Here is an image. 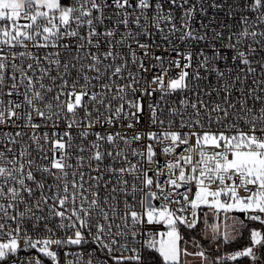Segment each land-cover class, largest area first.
<instances>
[{
	"label": "snow or ice",
	"instance_id": "6c2138e0",
	"mask_svg": "<svg viewBox=\"0 0 264 264\" xmlns=\"http://www.w3.org/2000/svg\"><path fill=\"white\" fill-rule=\"evenodd\" d=\"M241 260L264 264V0H0V264Z\"/></svg>",
	"mask_w": 264,
	"mask_h": 264
},
{
	"label": "trees",
	"instance_id": "16d2710c",
	"mask_svg": "<svg viewBox=\"0 0 264 264\" xmlns=\"http://www.w3.org/2000/svg\"><path fill=\"white\" fill-rule=\"evenodd\" d=\"M237 215L240 217V219H243V214L242 213H237ZM200 233H188V236H191V235H196L197 236V239L200 240ZM248 242V234L247 232L244 233V235L242 237H240L237 241L233 242L231 245L229 246H225L223 248V251H227V252H232V251H235V250H238V249H241L243 248ZM206 248H209L211 250V253L213 255H215V249L211 243L210 240H206L204 242H201ZM236 264H248L247 260H241V261H238L236 262Z\"/></svg>",
	"mask_w": 264,
	"mask_h": 264
},
{
	"label": "built area",
	"instance_id": "2783aa9c",
	"mask_svg": "<svg viewBox=\"0 0 264 264\" xmlns=\"http://www.w3.org/2000/svg\"><path fill=\"white\" fill-rule=\"evenodd\" d=\"M212 14H213V10L212 9H209L207 15L208 16H211ZM177 15H179V12H177ZM217 15H219L221 18H223V12H220ZM200 19H201V17L200 16H197V21H199ZM197 26H198V24H197ZM171 99H172V101H177L179 99V97L173 96ZM163 159H164V157L161 156V161L162 162H163ZM45 264H49V262L46 261Z\"/></svg>",
	"mask_w": 264,
	"mask_h": 264
},
{
	"label": "rangeland",
	"instance_id": "374dc122",
	"mask_svg": "<svg viewBox=\"0 0 264 264\" xmlns=\"http://www.w3.org/2000/svg\"><path fill=\"white\" fill-rule=\"evenodd\" d=\"M197 233H200V235H199V234H198V235L200 236V241H201V242H204V241H206V240H210L208 237L205 236V234H204L202 231H199V230H198ZM197 233H196V234H197ZM209 235H210V234H209ZM187 238H188V235H186V239H187ZM212 245H213V247H214V249H215V244L212 243ZM190 259H191V258H190ZM193 264H198V262L193 261Z\"/></svg>",
	"mask_w": 264,
	"mask_h": 264
}]
</instances>
